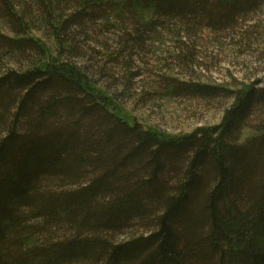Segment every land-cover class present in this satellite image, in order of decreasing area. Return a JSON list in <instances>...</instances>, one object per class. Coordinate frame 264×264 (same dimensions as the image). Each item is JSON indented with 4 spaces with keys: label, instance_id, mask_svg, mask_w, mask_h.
Listing matches in <instances>:
<instances>
[{
    "label": "trees",
    "instance_id": "1",
    "mask_svg": "<svg viewBox=\"0 0 264 264\" xmlns=\"http://www.w3.org/2000/svg\"><path fill=\"white\" fill-rule=\"evenodd\" d=\"M263 5L0 0L13 32L0 31V264H264V85L172 84L233 99L218 125L172 135L130 120L95 68L51 58L28 35L40 21L60 58L79 56L102 19L119 32L114 61L165 32L230 28ZM255 115L258 134L239 143Z\"/></svg>",
    "mask_w": 264,
    "mask_h": 264
},
{
    "label": "rangeland",
    "instance_id": "2",
    "mask_svg": "<svg viewBox=\"0 0 264 264\" xmlns=\"http://www.w3.org/2000/svg\"><path fill=\"white\" fill-rule=\"evenodd\" d=\"M110 21L115 26L120 24L116 15L110 16ZM31 24L33 28L29 29L28 35L41 38L48 46L51 58L58 57L95 68L90 72L101 79L98 86L115 97L130 120L141 123L146 129L151 127L181 135L222 121L232 98L221 94L204 98L171 93L180 83L196 82L230 90H239L254 83L264 85V5L246 18L239 17L230 28L215 31L195 27L189 32L182 31V37L165 32L157 39L148 40L144 50L128 48L114 61H111L112 56L122 46L119 32L113 28L108 30L106 27L110 26H104L102 19L97 20L98 28L87 29L92 50L79 56L66 53L62 58L40 21ZM0 31L13 34L1 18ZM80 42L85 44L83 40ZM5 63L1 66L6 67ZM9 65L25 68L27 63ZM259 116L255 115L248 121V126L242 128L239 143H245L258 134L255 127ZM138 230L141 229L134 228L118 238L126 239L140 232Z\"/></svg>",
    "mask_w": 264,
    "mask_h": 264
}]
</instances>
